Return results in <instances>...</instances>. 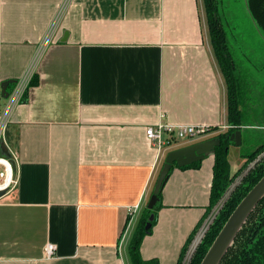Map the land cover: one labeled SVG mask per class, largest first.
Returning a JSON list of instances; mask_svg holds the SVG:
<instances>
[{
    "label": "crops",
    "instance_id": "obj_1",
    "mask_svg": "<svg viewBox=\"0 0 264 264\" xmlns=\"http://www.w3.org/2000/svg\"><path fill=\"white\" fill-rule=\"evenodd\" d=\"M64 3L0 0V111L1 84L23 76L60 15L0 141L15 181L0 196V264H131L128 245L165 156L214 137L159 153L145 129H227L225 80L203 0ZM213 161L170 172L143 260L177 264L209 205Z\"/></svg>",
    "mask_w": 264,
    "mask_h": 264
},
{
    "label": "trees",
    "instance_id": "obj_2",
    "mask_svg": "<svg viewBox=\"0 0 264 264\" xmlns=\"http://www.w3.org/2000/svg\"><path fill=\"white\" fill-rule=\"evenodd\" d=\"M203 5L212 51L226 84L228 128L225 132H220L213 137L219 139L220 143L212 152L214 161L212 167L209 205L206 208L205 214L185 242L177 264H181L188 245L211 209L218 203L230 185L243 172V170L251 162L257 159L258 156L264 153V139H257V141L253 142L250 138L246 141L247 150L241 148L244 143V141H242L243 139H241L239 157L244 162L234 174H231V165L228 155L230 147L235 146L233 135L237 131L241 132V137L243 134H250L249 130L251 125L245 123L241 110L242 93L239 90L240 77L237 74L238 66L233 58L225 26L219 17L218 0H203ZM245 5L250 19L254 23L256 29L264 37V0H245ZM36 83L37 80L36 77H34L30 86H34ZM11 88L12 85L8 86L7 91ZM217 131V128H211L209 132L215 133ZM199 164L200 162H197L180 169L196 168ZM174 167L175 166L172 167L170 172ZM263 176L264 156L254 165L243 180L231 192L222 209L196 248L189 264L201 263L231 213ZM160 209L161 194H159L158 203L152 210H148L146 207L143 209L128 245L131 264H159L155 259L143 260L140 256V246L144 237L151 234L152 228L156 224L157 214ZM151 215H153V220L150 223V227L146 229L145 226ZM219 264H264V197L247 217L245 223L238 231Z\"/></svg>",
    "mask_w": 264,
    "mask_h": 264
},
{
    "label": "water",
    "instance_id": "obj_3",
    "mask_svg": "<svg viewBox=\"0 0 264 264\" xmlns=\"http://www.w3.org/2000/svg\"><path fill=\"white\" fill-rule=\"evenodd\" d=\"M15 80H8L1 84V95L3 98L8 97L7 87L9 85H15ZM235 146L239 147L241 144V132L237 131L233 135ZM219 139L211 138L204 141H199L191 145L185 146L183 148L169 152L164 159L163 165L158 173L155 180L150 198L147 202L146 208L152 210L159 201V194L169 177L170 170L173 166L178 168H183L191 164L201 162L206 156L212 154L214 149L219 145ZM0 151H3V145H0ZM264 156V153L258 156L253 162H251L243 172L234 180L230 185L225 194L221 197L218 203L211 209L208 216L202 222L201 226L193 236L190 244L187 247L185 255L182 259L181 264H189L196 248L202 241L204 235L208 231L210 225L215 220L216 216L222 209L224 203L230 196L234 188L243 180V178L248 174V172L254 167V165ZM9 159L6 156H3ZM11 165L12 162L9 160ZM3 193H0V196ZM264 197V176L251 188V190L245 195V197L240 201L234 211L231 213L224 226L218 233L217 237L213 241L212 245L208 249L204 258L200 264H219L225 255L226 251L232 244L238 231L245 223L247 217L259 203V201ZM153 220V215L149 217L148 223L145 228L150 227V223Z\"/></svg>",
    "mask_w": 264,
    "mask_h": 264
},
{
    "label": "rangeland",
    "instance_id": "obj_4",
    "mask_svg": "<svg viewBox=\"0 0 264 264\" xmlns=\"http://www.w3.org/2000/svg\"><path fill=\"white\" fill-rule=\"evenodd\" d=\"M218 13L238 66L239 90L242 93L241 110L245 123L251 125L250 134H243L241 137L244 141L241 148L247 150L246 141L250 138L253 142L264 139V37L250 19L245 0H218ZM225 131L226 129L218 130L215 134ZM197 140L179 141L178 145ZM228 159L235 162L231 174L244 162L239 157V147L236 146L230 147Z\"/></svg>",
    "mask_w": 264,
    "mask_h": 264
},
{
    "label": "built area",
    "instance_id": "obj_5",
    "mask_svg": "<svg viewBox=\"0 0 264 264\" xmlns=\"http://www.w3.org/2000/svg\"><path fill=\"white\" fill-rule=\"evenodd\" d=\"M70 0H65L63 7H65ZM60 19V15L56 17L53 24L50 26L47 35L45 36L41 45L37 48L27 70L21 78H19L13 88L8 93L5 99V105L0 111V141L8 125L14 108L21 103L25 97V93L29 88L32 79L34 78L37 64L44 52V49L49 43V39L53 34L56 25ZM211 128L205 126H191V125H169L159 123L156 126H149L145 129V136L148 142L155 147L157 152H162L166 148H171L179 143V141H190L194 139H203L205 137L216 135L210 133ZM218 130H224L218 129ZM14 175L10 161L6 158L0 157V193H6L14 186ZM140 209V205L129 210L130 216ZM56 248L52 244H47L44 249L46 258H51L55 255Z\"/></svg>",
    "mask_w": 264,
    "mask_h": 264
}]
</instances>
